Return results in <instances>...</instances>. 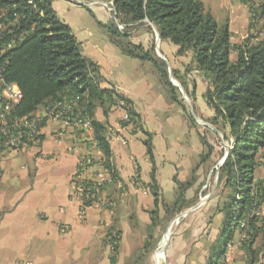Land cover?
Masks as SVG:
<instances>
[{
  "label": "trees",
  "instance_id": "1",
  "mask_svg": "<svg viewBox=\"0 0 264 264\" xmlns=\"http://www.w3.org/2000/svg\"><path fill=\"white\" fill-rule=\"evenodd\" d=\"M53 1L0 0V85L15 84L22 96L19 103L7 110L4 109L6 103L1 102L0 128L5 132L0 131V155L20 152L40 142L41 130L48 123L49 115L59 107L67 108L63 118L69 127L62 128L89 133L90 143L100 155L96 160L93 156L78 158L71 182L81 203L80 211L95 206L114 211L124 186L113 164L107 127L95 119V112L100 108L107 117L114 109H120L125 119L119 124L131 125L135 130H142L140 118L131 101L113 88L101 87L104 80L99 67L82 55L72 30L57 17ZM102 1L109 2L113 8L110 22L98 24L109 42L124 56L150 64L157 79V90L167 96L168 103L180 108L190 127L195 126L194 118L180 100L178 89L170 82L168 65L155 54L154 45L146 48L131 42L129 31L146 20L150 24L148 32L153 26L161 41L177 47L176 56L189 55L190 61L182 67L183 71L171 70V75L192 100L194 89L188 91L187 78L192 71L203 78L202 99L213 113L208 122L227 147L215 192L218 203L214 211L223 217L215 239L218 249L209 253L205 264L264 263V242L257 244L259 239H264V218L257 215L264 205V178L257 175L259 170L264 171V40L249 34L264 17V0L258 7L242 0L249 9V32L235 44L230 41L228 22L215 21L200 0ZM117 26H122L123 30H118ZM38 118L40 122L36 124ZM77 119L86 122L87 128L74 126ZM22 120L34 127H23ZM143 133L146 139L142 144L151 163L150 181L145 187L153 204L141 248L125 264L145 261L144 264H148L169 222L193 207L198 198L199 186L193 190L198 179L196 167L187 180L173 179L175 200L171 204L164 202L155 178L151 135ZM9 136L19 140L15 149L4 148L3 142ZM199 138L206 147L204 137L199 135ZM211 150L209 147V153ZM224 153L223 148V156ZM88 158H91L89 162ZM204 158L201 162H205ZM95 167L105 172L104 180L97 179ZM115 213L118 215L105 229L101 242L103 248L110 250L109 264H117L121 241L119 212ZM236 234L241 237L238 247L234 242ZM230 245L235 247L233 252L241 256L238 261L227 258Z\"/></svg>",
  "mask_w": 264,
  "mask_h": 264
},
{
  "label": "crops",
  "instance_id": "2",
  "mask_svg": "<svg viewBox=\"0 0 264 264\" xmlns=\"http://www.w3.org/2000/svg\"><path fill=\"white\" fill-rule=\"evenodd\" d=\"M73 4L71 0H54L52 7L59 20L72 30L80 44L82 55L99 67L104 80L101 87L113 88L117 94L131 101L141 122L142 130H135L131 125L122 127L119 124L125 119V114L120 109H114L107 117H104L100 108L95 112V119L105 123L107 127L113 164L124 186V193L127 191L128 194L119 198L116 207L121 226L120 242L123 244L125 236L127 238L130 232L131 222L134 224L136 220L134 228L149 223L148 212L153 204V199L145 187L150 181L151 163L142 144L146 139L143 132L151 135L155 178L160 191L164 185L174 190V176H177L178 181H184L185 178H180L181 174L178 172L179 156L173 150L169 151L168 141L165 144L163 140H167V136L159 140L158 130H162L163 125L155 116L158 108L157 96L145 85V78L149 73L139 72V64L135 60L124 56L105 36H97L94 26L83 20V11L77 10ZM98 15L103 19L98 20L101 24L113 18L112 13L105 15L100 11ZM226 21L232 34V24L229 19ZM150 28L153 33L149 34L150 40L146 37L147 30L143 29L145 38L135 42L130 37V41L148 46V43L153 42L152 38L156 37L153 28ZM247 35L248 32L240 34L238 40L233 42L232 34L230 41L232 44L238 43ZM162 44L167 45L166 51L172 63L169 64L163 53L161 56L171 70L181 69L189 63V55L178 57L177 47L160 40V45ZM144 97L147 99L144 100ZM41 135L42 140L33 148L0 155V264H81L83 252L89 256L90 250H99L98 244L102 242L104 231L114 217L112 212L101 211L96 206L93 207L95 209L86 208L84 212L80 211V200L73 191L71 181L76 172L78 158L93 156L96 160L100 157L90 143V134L73 128L64 129L56 123L48 122L41 130ZM23 157L26 158V163H22ZM95 168L97 179L104 180L105 172L100 167ZM263 172L258 175L261 179L264 178ZM183 176H189L187 170ZM200 182L199 176L193 190L197 189ZM191 194L190 192L188 196ZM261 209L264 215V205ZM203 218L206 230L203 233L197 232L194 242L203 237L211 244L219 229L211 234V217L206 215ZM194 219L196 218L191 217L190 223H185L189 231H193L190 224ZM168 228L167 226L165 233ZM235 239L236 236L234 242ZM103 250L108 249L101 245L95 264H109ZM208 256L209 252L206 251L205 261Z\"/></svg>",
  "mask_w": 264,
  "mask_h": 264
},
{
  "label": "rangeland",
  "instance_id": "3",
  "mask_svg": "<svg viewBox=\"0 0 264 264\" xmlns=\"http://www.w3.org/2000/svg\"><path fill=\"white\" fill-rule=\"evenodd\" d=\"M71 1H73L74 3L73 5L76 6V9L78 8L77 10L83 11L84 14L83 20L86 21L87 23H91L94 26L93 28L96 29L97 36L103 35L108 39L104 30H102L98 26V24L100 23L98 22V20L103 21V19L98 17L99 16L98 14L101 11L104 12L105 15H110L111 4L109 2L102 0H71ZM200 1L203 4L205 10L209 12V14L212 16V18L215 21L224 22L227 19H229V22L232 24L233 42L238 40L237 37L240 34L249 32L247 29L249 22V14H248L249 9L248 6L242 2V0H200ZM246 1L248 2V5H254L258 7L259 3L262 0H246ZM108 17L110 18V16ZM83 20H81V22H83ZM110 20L111 19H108L106 22L103 23H107L108 21L110 22ZM147 26L148 24L144 23L143 25L134 26L135 28L129 31V34L133 39V41L137 42L145 38L142 30L144 29V31H146ZM117 28L120 31L123 30V29H119L118 26ZM151 33L152 32L147 33L146 31L147 34L146 37L148 40H150L149 34ZM249 34H251V36H257L258 38L264 40V17L261 20H259V22L257 23V28L252 29ZM152 40L153 42L148 43V46H146V48L150 47L151 45H154L155 54L159 58L164 60L161 56L163 53V55L168 58L169 64H171L172 60L170 56H168L167 53L168 51H166L167 45L165 44L160 45V39L158 37L156 38L154 36ZM133 60H135L136 63L139 64L137 69L139 72L149 73V75H147L145 78L146 79L145 85L147 86V88H150L151 93L157 96L156 98L158 100V108L155 111V116L157 117L158 120H160L161 125H163L162 130H158L160 131L159 140L162 137L167 136V140L166 138H164L163 140L165 144L168 141L169 151L173 150L175 154L179 156L180 159L177 161L178 164L177 168H178V172L181 174L180 178H185V180H187L191 176L192 171L197 167L198 174L196 172V175L198 176V178L200 176V180H201L200 184L198 185L199 189L196 190L198 192L197 195L198 198L196 197L197 203L190 209L180 213L181 214L180 217H177L179 215L178 214L169 222L170 225H168L169 227L168 231L166 233L164 232L165 234L162 233L163 237L161 239V242L160 244H158L156 250L149 257L148 264H205L204 262L205 252L208 251L211 254L213 251L218 249V244L217 242H215L216 238L213 241H211V244H208L203 237L198 238L199 240L198 242H194V239H196L197 232L203 233L204 230H206L205 225L203 223L204 216L206 217V215H208V217H211V230H212L211 234L213 233V231L214 233L215 231H218L220 224L223 220L222 215L216 214L213 208L218 203V199L215 196V192L217 190V175L223 158V148L225 149L226 144L221 142L222 141L221 135L208 122V120L213 116V113L205 105L202 99V96L205 92V84L203 82V78L199 75L196 76L195 71H192L187 78L188 91L191 92V90L194 89L193 100L186 95V93L181 88L179 83L175 81L177 85H179V88L178 87L176 88L178 89L180 100H182L183 103L187 106L189 114L192 115L194 118L195 126L190 127L188 123L184 120L180 108L176 104L168 103L169 101L167 100V96L165 94H161L157 90V79L156 76H153L150 64L147 62H141L136 59ZM232 60H234V57H232ZM166 64L169 65L167 62ZM172 70H177V69H172ZM178 70H181L182 72L183 68ZM168 74L169 76L171 75V69L169 68V66H168ZM146 99L147 98L144 97V100ZM147 103H143V104L147 105ZM148 106L146 108L149 110ZM199 135L204 137L206 147L202 145ZM171 141H173V143H171ZM36 144L37 143L32 144L26 148H31V147L33 148ZM209 147L212 149L211 153H209L208 151ZM202 157L203 158L205 157L204 158L205 162H201ZM89 159L91 158H88V160ZM21 161L22 163H26L27 160L26 158L23 157ZM186 170H187V174H189L187 178L186 176L185 177L183 176V173H185ZM260 174L261 171L259 170L257 172V175ZM174 178L177 180V176H174L172 178V181ZM126 194L127 191L125 193L124 191L123 192L121 191L120 197L123 196L124 198ZM188 194L190 195V192ZM161 197L164 199V202L166 204L173 203V201L175 200V186L173 190V189H168L166 185H164L161 190ZM95 208H99L101 211L104 210L100 206H96ZM105 211L112 212L114 216L118 215L115 213L116 207L114 211H110L107 209ZM190 212H192L191 215H189ZM208 212L210 213L207 214ZM257 215L259 217L264 218L261 208L257 212ZM191 217L196 218L190 224L193 231L192 230L189 231V229H186V224H185L188 221L190 223ZM135 221L134 224H132V222L130 223V232L127 236V238L129 237V240H127L125 236V240L123 244L119 242V254L117 258V264L127 263V261L130 259V256L132 257V255L136 254L143 241V238L145 237V234H147L145 225L139 227L137 226L136 228L133 227L136 225ZM235 236H236L235 247L236 246L238 247L240 245L241 237H239L238 234H236ZM263 240L264 239H259L257 241V244L261 245L262 244L261 242H264ZM98 248L99 250H90L89 256L84 255L83 252L82 260L80 263L95 264L98 258L99 251L101 249V242L100 244H98ZM107 249L108 250H103V252L107 255V261H108L110 250L109 248ZM231 249H233V245H230L228 248V250ZM227 258L238 261L241 258V256L239 255L238 252L236 253L233 252V250H231L227 254ZM144 263L147 262L145 261Z\"/></svg>",
  "mask_w": 264,
  "mask_h": 264
},
{
  "label": "built area",
  "instance_id": "4",
  "mask_svg": "<svg viewBox=\"0 0 264 264\" xmlns=\"http://www.w3.org/2000/svg\"><path fill=\"white\" fill-rule=\"evenodd\" d=\"M111 12H113V8L111 5ZM119 29H122V26H118ZM22 99L21 93L18 90L17 86L15 84H1L0 85V118L2 117L1 114V107L2 104L1 102L5 104L4 109L7 110L10 106H13L17 103H19ZM69 109L64 108V107H59L57 109V112H53V114H50L48 117V122L56 123L60 125L61 127H69V123L63 118V115L68 112ZM78 121L74 122V126H84L87 128L88 124L86 122L81 123L82 119H77ZM40 122V118H38V121L36 124ZM21 125L23 127L30 129L34 127V124H30L27 120H22L20 121ZM0 131H4L3 129L0 128ZM5 132V131H4ZM4 148H8L9 150L15 149L19 145V140L16 137L9 136L6 141L3 142ZM1 141H0V147H1ZM89 162V160H87Z\"/></svg>",
  "mask_w": 264,
  "mask_h": 264
},
{
  "label": "water",
  "instance_id": "5",
  "mask_svg": "<svg viewBox=\"0 0 264 264\" xmlns=\"http://www.w3.org/2000/svg\"><path fill=\"white\" fill-rule=\"evenodd\" d=\"M144 22H146L147 23V21L145 20ZM153 28V27H152ZM153 30H154V32H155V35H156V38L158 37V35L156 34V31H155V29L153 28ZM171 76V75H170ZM169 76V77H170ZM172 77V76H171ZM170 77V82L172 83V85L173 86H175V87H178L179 88V85H177V83L175 82V80L173 79V78H171ZM226 156H227V147H225V153H224V156H223V158H222V161H221V163L225 160V158H226ZM181 216V214H179L177 217H180Z\"/></svg>",
  "mask_w": 264,
  "mask_h": 264
}]
</instances>
